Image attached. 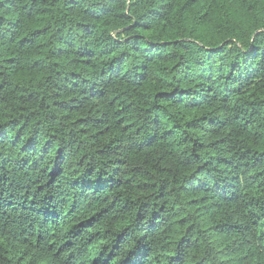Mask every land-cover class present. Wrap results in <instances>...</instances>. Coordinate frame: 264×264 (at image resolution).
<instances>
[{"label":"trees","instance_id":"1","mask_svg":"<svg viewBox=\"0 0 264 264\" xmlns=\"http://www.w3.org/2000/svg\"><path fill=\"white\" fill-rule=\"evenodd\" d=\"M0 264H264V0H0Z\"/></svg>","mask_w":264,"mask_h":264}]
</instances>
